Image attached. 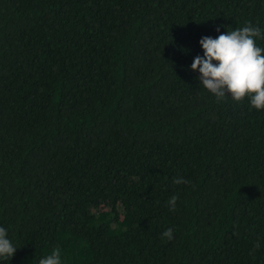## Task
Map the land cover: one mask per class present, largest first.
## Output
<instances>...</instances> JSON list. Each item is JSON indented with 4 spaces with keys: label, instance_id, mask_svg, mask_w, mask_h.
<instances>
[{
    "label": "trees",
    "instance_id": "1",
    "mask_svg": "<svg viewBox=\"0 0 264 264\" xmlns=\"http://www.w3.org/2000/svg\"><path fill=\"white\" fill-rule=\"evenodd\" d=\"M247 23L264 37V0H0L17 248L0 264L56 247L62 264H264V109L217 102L191 70L201 38Z\"/></svg>",
    "mask_w": 264,
    "mask_h": 264
},
{
    "label": "clouds",
    "instance_id": "2",
    "mask_svg": "<svg viewBox=\"0 0 264 264\" xmlns=\"http://www.w3.org/2000/svg\"><path fill=\"white\" fill-rule=\"evenodd\" d=\"M256 38H264L261 29L247 23L242 28L227 29L216 38L200 39L203 56L194 58L191 70L199 71L196 78L199 85L213 94L217 102L223 101L226 95H231L237 102L248 97L253 108L264 109V48L257 46ZM173 183L178 185L188 181L174 177ZM177 199L173 195L167 201L170 210H175ZM162 238L173 239V229L164 231ZM257 247L258 244L254 245V249ZM16 249L7 238V230L0 227V259H11ZM38 264H62L60 248H54L39 259Z\"/></svg>",
    "mask_w": 264,
    "mask_h": 264
}]
</instances>
